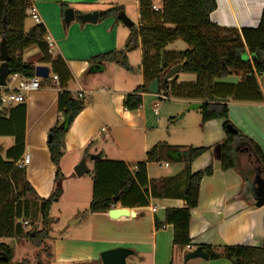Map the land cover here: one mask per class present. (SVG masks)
Here are the masks:
<instances>
[{
	"label": "crops",
	"instance_id": "crops-1",
	"mask_svg": "<svg viewBox=\"0 0 264 264\" xmlns=\"http://www.w3.org/2000/svg\"><path fill=\"white\" fill-rule=\"evenodd\" d=\"M216 1L217 9L211 14V19L218 25L240 30L243 27H256L260 23L264 0ZM28 2L25 18H22L19 11H15L11 28L23 27L25 31H29L40 24L28 13L29 8L34 5L42 19L41 24L45 26L53 41L52 50L48 51L49 59L45 58L43 49L38 44L17 53L30 64L46 65L50 68L47 81L42 79L41 89L30 93L24 103L26 108L24 153H29L32 158L31 164L25 169L26 178L38 197L47 199L56 186V165L50 158L48 135L60 119L58 93L61 81L59 77L58 80L53 78L54 75H60V72L52 73V62L58 61L59 57L62 58L71 75V79L65 84V89L75 95H78L79 91H84L86 103L84 110L75 118L67 131L64 141V156L60 167L63 174L70 177L65 194L68 201L75 204H89L93 198L92 177L88 173L78 177L74 172L75 166L85 157L84 150L90 143V154H101L103 151L110 160L125 161L131 170L138 163L146 162L148 179L181 172L184 169V164L181 162L175 165V170L171 174L159 171L162 160L147 162V152L154 147L150 142L153 131L148 117L143 105L136 110H127L124 106L125 95L134 92L135 89L131 91L113 88L111 78L102 84L98 83L105 74L112 75L109 70L115 63L97 64L90 59L98 54L121 49L130 35L131 28L123 22H117L113 17L103 21H100L99 17L97 23H83L78 16L93 11L100 13L107 9L108 0H28ZM68 8L74 9L76 14V19L70 25H66L64 21V12ZM29 18L32 23H28ZM179 41L182 40L176 42ZM176 42L169 44L166 50L184 51L172 48ZM139 49L142 51L143 61L141 40ZM141 69L139 86L147 84L143 64ZM180 74L184 73L180 72L177 75L178 80ZM235 76V83L230 82L228 78L221 82L234 84L241 82L242 75ZM256 76L259 82L260 75L256 74ZM261 89L264 94L262 86ZM186 102L190 104L201 101L186 99ZM155 114L158 115V111ZM229 118L237 129L258 143L264 153V100L245 102L230 99ZM224 122L223 119L210 120L202 125L199 138L189 143L177 144L183 156L191 147H209V150L193 160L191 173L211 164L214 166L213 175L202 180L199 203L192 210L190 225L192 244L187 251H192L199 245L261 246L264 243V206H256V195L252 192L243 194L244 187H248L246 182L256 172L257 161L249 152L240 150L236 154L237 167L224 170L221 167V160L214 154L215 147L226 136ZM12 138L14 142V137ZM242 151L253 165L252 169L247 167L248 163L239 155ZM180 153L177 154L178 157ZM87 159L91 171L93 163L92 160ZM242 166L246 167L244 172L241 171ZM165 168H171V165H165ZM63 194L64 190L58 197ZM184 205L182 199L159 200L151 197L148 206L128 208L131 213L129 216L116 219L110 217L108 212L93 214L88 212L83 215L81 210H77L72 217L74 220L71 221V227L75 230L85 222L84 232L82 236L72 234L73 236L66 241L55 240L53 244L55 255L52 260L55 259L58 264H103L101 259L103 251L125 247L134 251V254L127 258V264H184L185 253L173 249V225L156 227V220L165 223L166 208ZM154 206L157 207L156 212L151 210ZM186 264L233 263L226 258L215 260L196 258Z\"/></svg>",
	"mask_w": 264,
	"mask_h": 264
},
{
	"label": "trees",
	"instance_id": "trees-1",
	"mask_svg": "<svg viewBox=\"0 0 264 264\" xmlns=\"http://www.w3.org/2000/svg\"><path fill=\"white\" fill-rule=\"evenodd\" d=\"M142 1L139 25H134L130 29L124 48L95 55L90 61L97 64L119 63L131 69L127 53L139 48L141 40L143 70L147 84L138 86L134 92L125 95V108L127 110L141 108L148 83L158 78L160 91L163 88H170L176 98L199 100L203 103L201 108L203 124L215 119L225 121L226 136L219 143L222 148V169H235L238 165L236 154L244 150L254 156L260 172L264 175V153L258 143L239 129L238 133H232L227 129L228 124L234 126L229 118L230 99L245 102L264 100L263 91L256 78V74L264 73V10L260 23L256 27H243L238 30L222 27L212 21L211 14L217 9L216 0H160L159 11L153 10V4L147 6ZM28 6V0H0V36L7 39L11 56L9 61L11 75L19 74L22 77L31 78L35 76L36 66L26 62L17 53L38 44L42 47L45 58L49 59V46L48 33L42 24L34 26L29 31H25L23 27L11 28L15 11H19L24 19ZM124 13L123 5L112 4L100 11V21L113 17L117 22H123L121 16ZM4 23L7 24L6 29H4ZM226 31H231V37L222 39L212 35L214 32L224 34ZM206 32L208 35L210 33L208 37ZM178 40L184 41L188 48L184 51L166 50L169 44ZM222 43L226 46L223 47ZM152 51L158 54L163 52L161 55H164L169 62L151 67ZM176 60L177 62H174ZM178 64L183 65L181 73L196 75V80L185 84L184 89L176 86L174 83L176 77L165 80L170 69ZM52 70V73L60 72L58 75L61 81L58 93L60 119L50 130L52 139L48 142V148L51 161L56 165V186L62 188V182L68 179L60 167L64 156L65 136L75 118L84 110L86 103L84 99L65 89V84L71 79V75L62 58L59 57L58 61L52 62ZM240 73L245 76L244 79L242 76L241 82L237 84L221 82L228 76L241 75ZM207 84L210 86L207 87ZM0 107H2L1 104ZM25 115L24 104L10 108L4 107L0 110V135L14 137L13 144L5 151L0 146V238H13L22 234L24 226L19 220L24 219L28 220L29 224L32 223L27 217L30 215L32 203L34 215H40V222L45 226L38 228L37 224L32 223V231L27 236L33 243L41 245L48 238L51 208L59 197L55 192L47 199L38 197L26 178V170L15 167L16 161L25 150ZM89 145L84 150L86 158L91 155ZM169 148L176 150L177 154L181 152L178 146L157 144L147 152V162H160ZM207 150L209 147H191L188 162L183 161L181 152L179 158L184 162V169L181 172L151 179H148L146 175V162L138 163L136 168L131 170L125 161L110 160L101 151V157L92 161L93 169L88 173L93 180V198L87 211L93 214L107 213L113 207H145L149 205L151 197L159 200L168 198L185 200L186 198L187 204L184 206L166 208L165 223L156 220V227L173 225V249L188 252L187 248L192 244L190 235L192 210L199 203L201 182L214 173L213 164L195 173H191L190 168L193 160ZM245 192L250 193L246 186L243 194ZM199 246H202L209 254L210 260L226 258L233 264H264V243L261 246ZM13 257L14 249L6 243H0V264H11Z\"/></svg>",
	"mask_w": 264,
	"mask_h": 264
},
{
	"label": "rangeland",
	"instance_id": "rangeland-1",
	"mask_svg": "<svg viewBox=\"0 0 264 264\" xmlns=\"http://www.w3.org/2000/svg\"><path fill=\"white\" fill-rule=\"evenodd\" d=\"M141 1L142 0H108L106 4V8L110 7L112 4L123 5L125 8V13L128 18L137 26L140 22V13H141ZM147 6H151L152 4H156L158 6L161 5L160 0H143ZM142 1V2H143ZM28 23H32V20L29 18ZM210 35V33H209ZM208 32H206V36L208 37ZM212 35L219 38H229L231 37V31H226L224 34H219L214 32ZM219 35V36H218ZM122 48H124V44H122ZM223 47L226 44H221ZM187 45L182 42H176L172 48L178 50L187 49ZM121 48V49H122ZM163 52H154L152 51V56L150 60L151 67L160 66L159 64L168 63L166 61L164 55H161ZM161 55V56H157ZM128 63L131 69H127L122 64L115 63L112 65L109 70L112 75L109 73L105 74L100 78L99 84H102L104 81L108 79H113V84L116 89L123 90H134L141 83L140 79L142 76V51L137 48L127 53ZM174 62H177L174 61ZM247 73V70H245ZM179 74V73H178ZM176 74L173 78L178 77ZM243 76L244 74L240 73ZM259 76V84L262 86L264 90V73L257 74ZM232 76V75H231ZM257 77V76H256ZM172 78V79H173ZM230 82H236L235 74L229 78ZM110 79V80H111ZM170 79V80H172ZM196 80V75L194 74H180V79L175 78V84L177 87H183L187 83ZM183 81V82H182ZM186 81V82H185ZM190 81V82H188ZM210 84H207L209 87ZM143 110L145 111L150 128L152 129V133L150 135L152 143L151 146H155L156 144H167L170 147L178 146V143H189L200 137L202 131V114L201 109H192L188 110L187 108L189 104H187L186 99L184 98H176L172 94V90L169 89H161L158 94H153L150 92H145L143 94ZM163 96H166L163 98ZM1 108H4L2 106ZM155 110L158 111V115L155 114ZM13 144V138L10 136H0V145L5 151L8 147ZM239 155L245 162L248 163L247 167L250 169L253 168V165L249 163L247 160L246 153L239 152ZM246 156V157H245ZM179 162L183 163L181 159L178 157L176 150L167 149L166 155L163 156L161 164L162 167L159 169L161 173L171 174L175 170V165ZM166 166L171 165V168H165ZM244 166V165H243ZM241 167V171H245L246 167ZM157 167V166H156ZM47 173V172H45ZM44 173V174H45ZM46 175V174H45ZM74 178V177H73ZM253 178V175L251 179ZM47 180V177L45 178ZM72 179V178H71ZM70 180V177L62 182V188H57L55 186V192L57 194V190H64V194L59 197L58 201H55L52 205L50 212V222H49V235L48 238L44 240L41 245H37L33 243L30 238H28V233L32 231V223L37 224L38 228H42L45 225L40 222V215H34L33 204L30 205V215L27 216L30 220V223L27 227H24L22 234L17 235L13 238L2 237L0 238V243H6L10 245L14 249V257L11 261V264L22 263V264H58L55 259L52 260L53 254V244L55 240H64L66 241L71 236L78 235L82 236L83 230L85 229L84 224L77 227L75 230L71 227V221L73 215L76 214L77 210H81V214L88 213L89 204L78 203L75 204L67 200L65 194L67 193V181ZM33 213V214H32ZM38 216V217H36ZM53 254V255H52ZM177 256V254H176ZM64 264V263H61Z\"/></svg>",
	"mask_w": 264,
	"mask_h": 264
},
{
	"label": "water",
	"instance_id": "water-1",
	"mask_svg": "<svg viewBox=\"0 0 264 264\" xmlns=\"http://www.w3.org/2000/svg\"><path fill=\"white\" fill-rule=\"evenodd\" d=\"M100 17L99 11H93L90 13H85L78 16V19L82 21L83 23H97ZM76 19V14L74 9L68 8L64 12V21L66 25H70L72 21ZM121 19L125 25H127L129 28H132L134 26V23L128 18L126 13H124L121 16ZM7 24L4 23V29H6ZM11 59L7 39L6 37L1 38L0 42V87H4L7 84V78L11 75V71L9 68V61ZM183 65L178 64L170 69V71L167 73L165 80L172 79L176 74L180 73L182 71ZM264 70V67H263ZM35 75L37 77H40L42 79H47L50 75V68L46 65H38L35 68ZM147 91L153 94H158L160 92V80L156 78L153 80L147 87ZM203 107L202 102H191L187 108L188 110L192 109H201ZM62 128L63 125H61ZM227 129L232 133H238V129L235 128L232 124L227 125ZM52 139V135H48V142H50ZM186 153L183 156L184 161L190 160V149L185 151ZM215 157L219 160H221L222 156V148L220 144H218L214 149ZM101 157V154H91L89 159L94 161L96 159H99ZM88 159L86 157L82 158L81 161L75 166L74 172L76 176L82 177L89 173V166L87 163ZM246 185L249 187L251 191L254 192L256 195V206L262 207L264 206V178L261 175H257L254 180H249L246 182ZM62 193L61 189L57 190V195H60ZM117 200V198L115 199ZM185 204H187V199L184 200ZM108 214L110 217L116 219L122 216H129L130 210L128 208H111L108 211ZM33 234V233H32ZM134 254V251L129 248L125 247H119L115 249H109L106 251H103L101 253V259L103 264H127V258ZM196 258H201L208 260L209 254L204 251L202 246L196 247L192 251H188L184 254V264H186L188 261Z\"/></svg>",
	"mask_w": 264,
	"mask_h": 264
},
{
	"label": "built area",
	"instance_id": "built-area-1",
	"mask_svg": "<svg viewBox=\"0 0 264 264\" xmlns=\"http://www.w3.org/2000/svg\"><path fill=\"white\" fill-rule=\"evenodd\" d=\"M153 10L159 11L161 6L156 4L152 5ZM28 13L32 15L37 23H42V19L38 13L37 8L33 5L29 8ZM47 41L49 46V51L52 50L53 41L50 35H47ZM55 80H58V76L54 75ZM41 81L42 78L37 77L36 75L31 78L22 77L19 74L10 75L7 78V84L4 87H0L1 95H0V104L4 107H12L19 104H24L27 96L35 91L41 89ZM16 83V84H14ZM78 97L80 99H84L85 92L79 91ZM165 98V96H163ZM157 113V110L155 111ZM105 130V129H104ZM32 158L29 153H24L15 163V167L17 169H26L31 164ZM136 168V167H135ZM151 210L153 212L157 211V207H152ZM20 223L23 224L24 227L29 225L28 220L20 219ZM189 248V247H188Z\"/></svg>",
	"mask_w": 264,
	"mask_h": 264
},
{
	"label": "flooded vegetation",
	"instance_id": "flooded-vegetation-1",
	"mask_svg": "<svg viewBox=\"0 0 264 264\" xmlns=\"http://www.w3.org/2000/svg\"><path fill=\"white\" fill-rule=\"evenodd\" d=\"M257 175H261V176L264 178V176H263V173H261V172H260V170H259V168H258V167H256V172L254 173V175H253V178H252V179H250V180H254V179H255V177H256ZM248 190L254 194V192H253V191H251V190L249 189V187H248Z\"/></svg>",
	"mask_w": 264,
	"mask_h": 264
}]
</instances>
